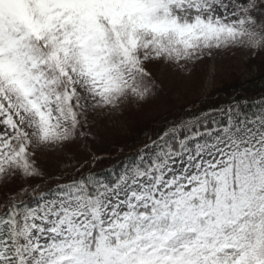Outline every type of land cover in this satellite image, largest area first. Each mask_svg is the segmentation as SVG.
<instances>
[{
  "label": "snow or ice",
  "instance_id": "obj_1",
  "mask_svg": "<svg viewBox=\"0 0 264 264\" xmlns=\"http://www.w3.org/2000/svg\"><path fill=\"white\" fill-rule=\"evenodd\" d=\"M239 51L264 53V0H0V264H264V94L88 147L162 70Z\"/></svg>",
  "mask_w": 264,
  "mask_h": 264
},
{
  "label": "rangeland",
  "instance_id": "obj_2",
  "mask_svg": "<svg viewBox=\"0 0 264 264\" xmlns=\"http://www.w3.org/2000/svg\"><path fill=\"white\" fill-rule=\"evenodd\" d=\"M257 56H262V54ZM251 59L249 53L239 51L234 57L216 62L209 61L204 67L206 76L202 83L197 78L200 65L195 66L190 75H182L173 72L171 69L162 70L159 73V83L170 93L165 99L169 103H165V100H163L157 106L154 100L149 105H146L143 111L130 110L123 117L116 118L118 121L127 122L126 124L116 123L113 125L111 121H101L97 129V139L94 143L89 144L88 147L99 153L127 141L138 133L136 130L141 123L157 119L161 115V111L167 113L168 108L175 107L177 109L193 99L209 95L214 90L216 76L236 74L241 76L242 79L254 76L257 73V69L251 65ZM158 98L160 99V97ZM137 121H140V123L137 124ZM83 149V145H74L69 150L74 155L65 154L64 156L52 157L47 163L48 169L50 171L70 170L71 166L80 162Z\"/></svg>",
  "mask_w": 264,
  "mask_h": 264
},
{
  "label": "trees",
  "instance_id": "obj_3",
  "mask_svg": "<svg viewBox=\"0 0 264 264\" xmlns=\"http://www.w3.org/2000/svg\"><path fill=\"white\" fill-rule=\"evenodd\" d=\"M208 63L209 61H204L198 64L200 67L197 78L200 83L203 82L206 76V70L204 67ZM251 65L257 69V73L254 76L248 79H242L241 76L236 74H230L228 76L222 75L219 77L216 76L214 90L209 95L193 99L191 102L178 107L177 110L186 111L189 108L206 110L209 106L222 104L232 99L234 96L245 95L250 97H259L261 94H264V53H262V56H256L254 59H251ZM169 95L170 93L167 91V89H164V87L161 85V94L158 96L160 99L158 97V99H155L156 105L159 106L161 102ZM160 114L161 115L157 119H152L149 122L141 123L139 128L136 130L138 133L130 137L125 142H131L134 137L141 133L142 130L149 127H154L153 121L161 119L164 115H166V112L161 111ZM137 119L141 120L140 118ZM139 123L140 121H137V124ZM125 142L119 143L114 147L107 149L105 152L108 155L115 156L117 154V149Z\"/></svg>",
  "mask_w": 264,
  "mask_h": 264
}]
</instances>
